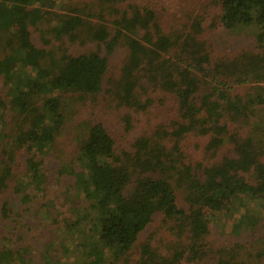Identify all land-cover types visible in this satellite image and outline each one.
I'll return each mask as SVG.
<instances>
[{
  "label": "trees",
  "instance_id": "trees-1",
  "mask_svg": "<svg viewBox=\"0 0 264 264\" xmlns=\"http://www.w3.org/2000/svg\"><path fill=\"white\" fill-rule=\"evenodd\" d=\"M0 83V264H264V0H0Z\"/></svg>",
  "mask_w": 264,
  "mask_h": 264
},
{
  "label": "rangeland",
  "instance_id": "rangeland-1",
  "mask_svg": "<svg viewBox=\"0 0 264 264\" xmlns=\"http://www.w3.org/2000/svg\"><path fill=\"white\" fill-rule=\"evenodd\" d=\"M86 2H88V0H79V4H82L83 6ZM255 33H256V27L254 25L238 26L231 31L224 32L222 34V40H223V43L226 46H228L232 43L231 41H234L235 38L236 39L242 38L240 36H246L247 38L251 40L254 38ZM90 46L92 47L93 45L89 43L88 41H84V43L79 42L78 51L81 49L86 51L90 48ZM4 89L5 87L2 85V83H0V95L1 94L4 95V92H5ZM81 102L82 101L77 102V104L81 108L80 115L86 119L88 117V114L93 108L83 106V102L82 103ZM69 134L74 139L75 133L73 132ZM67 135L68 134H66V136ZM71 137L68 140H71ZM68 140L64 139L63 141H68ZM44 159H45L46 168L50 166L49 168L52 169L53 166L51 165L55 164V162H58L54 157L50 155L45 157ZM46 175H47V181H46L47 183L45 184L46 192L44 193V201L48 199V200L53 201V203L55 202V209L54 210L51 209L52 212L50 216L53 217L55 216V213H60V212L62 215H66L69 211L68 207L70 206L69 203L66 201L74 193V186H73L74 179H72L71 177H68L67 175H62L59 177L55 169L50 170L49 173L46 172ZM30 206L32 209V206H35V204L31 203ZM253 210L260 212L261 214V211L258 210L257 206H255ZM45 225L46 224L37 226V224H35L34 226H32V230L26 236V245L31 249L30 256L32 257V260L34 261L35 264H47L44 257L39 256V250H38L39 245H42L41 242L47 243L48 240L51 238L50 229L52 228L53 230V227L51 225H46L47 226L46 228ZM44 234L46 236H44ZM50 250H51L50 251L51 255H53L52 254L53 251H59L55 244L51 246ZM60 257H61L60 254L54 255L53 260L51 261L50 264H64V259L60 261L59 260Z\"/></svg>",
  "mask_w": 264,
  "mask_h": 264
}]
</instances>
